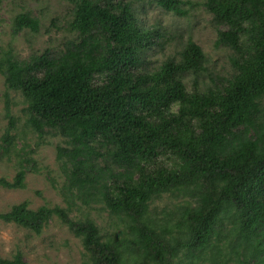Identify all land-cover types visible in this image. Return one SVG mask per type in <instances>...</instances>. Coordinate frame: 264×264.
I'll return each mask as SVG.
<instances>
[{"label": "trees", "instance_id": "1", "mask_svg": "<svg viewBox=\"0 0 264 264\" xmlns=\"http://www.w3.org/2000/svg\"><path fill=\"white\" fill-rule=\"evenodd\" d=\"M140 1L74 0L69 30L77 39L66 48L29 59L3 52L0 73L23 95L27 124L40 137L64 139V182L54 185L67 206L32 209L24 200L0 220L41 234L58 217L81 238L87 264H264V0L203 3L216 44L233 51L231 75L208 82L199 78L206 53L190 35L178 57L150 67L147 55L165 34L144 23ZM149 1L178 16H189L192 4ZM24 29L38 32L39 18L17 14L12 32ZM6 114L0 159L19 160L0 189H21L37 162L18 146L9 101ZM166 193L182 201L174 220L159 222L151 205ZM77 200L105 205L126 236L104 238L89 216L73 218ZM0 264L28 263L17 251Z\"/></svg>", "mask_w": 264, "mask_h": 264}, {"label": "rangeland", "instance_id": "2", "mask_svg": "<svg viewBox=\"0 0 264 264\" xmlns=\"http://www.w3.org/2000/svg\"><path fill=\"white\" fill-rule=\"evenodd\" d=\"M189 1L192 4L187 3L185 6L189 10V16H178L149 0L140 1L139 8L144 23L147 26L160 25L165 34L147 55L150 67L160 65L168 57H178V52L190 35L207 56V67L199 76L200 80L208 82L213 76H230L233 71L230 62L233 51L224 45L216 44L217 29L212 22V15L203 5L206 0ZM73 6L74 0H0V57L9 48L19 59H29L31 55L46 50L55 53L66 48L77 39L76 34L69 30ZM21 12H30L32 16L39 18L38 32L24 29L16 35L13 34V18ZM7 101L10 102V110L17 120L16 129L12 132L19 137L18 146L23 144L26 151L36 159L38 171L27 172L24 188L0 189V212L8 211L14 204L24 200L29 201L32 209H38L42 205L66 207L67 202L63 194L54 185L60 187L64 182V174L57 160V146L65 145L64 139L48 134L40 137L34 132L27 124V103L23 95L19 91L9 89L1 73L0 139L9 124L6 114ZM18 160L19 157L14 154L11 159L7 156L0 159V177L13 179L17 172ZM181 201L182 199L171 196L170 193L163 194L152 203L151 214L159 222L168 215L174 220L175 210ZM86 215L95 220L104 238L126 236L124 222L114 213L111 214L105 205L92 203L87 206L77 200L71 216L80 218ZM225 224L227 228L232 225L228 220H225ZM17 251L23 253L28 264H87L88 260L81 238L58 217H54L41 234L0 220V257L12 258ZM179 258L188 261L183 252ZM136 264L153 262L140 258Z\"/></svg>", "mask_w": 264, "mask_h": 264}]
</instances>
